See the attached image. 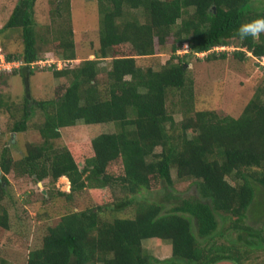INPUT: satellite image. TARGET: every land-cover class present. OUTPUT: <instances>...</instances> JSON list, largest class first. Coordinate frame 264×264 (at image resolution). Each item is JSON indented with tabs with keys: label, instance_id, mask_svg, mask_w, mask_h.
<instances>
[{
	"label": "trees",
	"instance_id": "obj_1",
	"mask_svg": "<svg viewBox=\"0 0 264 264\" xmlns=\"http://www.w3.org/2000/svg\"><path fill=\"white\" fill-rule=\"evenodd\" d=\"M96 2L99 47L93 59L77 60L62 70L53 62L0 73L4 82L5 75L19 72L26 84L35 69H45L56 80L51 98L31 99L26 88L21 114L11 126L13 131L25 130L35 113L31 106L37 107L42 114L35 125L40 143H26L19 160L12 159L8 148L0 149V227L10 226L3 204L10 170L53 185L65 176L69 190L56 188L55 195L66 200L84 190L107 197V202L71 209L47 225L25 264H236L251 251L264 250V225L247 222L246 211L258 184L264 187V77L236 115L210 109L190 113L185 107L176 120L167 107L172 89L180 90L187 103L191 79L184 62L192 55L205 52L208 61L227 54L252 56L264 65V33L243 40L236 33L240 23L264 14V0ZM34 3L16 0L0 26V33L14 29L21 34V52L4 53L6 59H74L73 30L68 16L61 15H68L69 1L57 0L56 16L43 27L35 20ZM154 39L168 47L169 58L155 69L137 65L136 57L153 53ZM49 42L52 50L43 52ZM183 43L187 51L178 54ZM215 46L225 47L217 51ZM107 57L104 90L96 77L99 59ZM3 102L0 93V106ZM78 122H110L114 130L94 135L86 156L77 142L55 145L60 129ZM115 163L121 165L118 173ZM187 179L194 190L174 194L173 183ZM150 188L154 196L140 194ZM128 207L131 214L121 215ZM220 219L230 221L225 229L218 230ZM229 230L236 232L230 245L212 240L215 233L226 237ZM148 238L169 243L171 256L159 260L147 253L141 243ZM0 264L6 261L0 259Z\"/></svg>",
	"mask_w": 264,
	"mask_h": 264
},
{
	"label": "rangeland",
	"instance_id": "obj_2",
	"mask_svg": "<svg viewBox=\"0 0 264 264\" xmlns=\"http://www.w3.org/2000/svg\"><path fill=\"white\" fill-rule=\"evenodd\" d=\"M68 15L64 11L61 15L68 16L73 30L75 45V58L77 60L90 59L95 57L98 50V6L96 0H68ZM16 0H0V26L8 17ZM57 0H35L34 17L39 27L50 23L56 13L54 12ZM73 20V23H72ZM73 24V25H72ZM52 42H49L43 52L52 50ZM233 47V46H232ZM217 51L223 46H217ZM234 48V47H233ZM22 50L20 30L7 29L0 33V53L11 52L18 54ZM180 54L183 49H179ZM41 52V54L43 53ZM170 56L168 47L160 46L154 39V50L151 55L136 57V64L145 67L158 68ZM263 59H254L248 56L245 59L228 56L225 59L206 60L204 55L190 56L185 60L186 77L191 79L190 95L186 96L187 103H183L180 90H169V102L167 107L172 109L175 119L181 118L180 113L185 107L190 108V113L197 109L214 110L217 114H238L241 107L258 84L263 82L264 65L260 64ZM110 58L99 59V72L97 82L101 89L106 88L107 69ZM66 67V66H65ZM62 66V69L65 68ZM68 68V67H66ZM60 69V70H62ZM35 71L27 77L25 84L19 72L5 75L4 82H0V93H4V102L0 106V149H9L12 159L19 160L24 153L26 143H40L42 140L35 125L41 121L42 114L37 107L32 108L35 113L27 121L26 129L13 131L11 126L22 111L26 88L32 99L51 98L54 94L55 81L52 77V70ZM10 73V72H8ZM189 84V83H188ZM187 84V86H189ZM114 130L112 123L83 124L78 122L72 126L60 129V137L54 140L55 145L66 144L70 141L77 142L80 151L84 155L90 154V139L99 132ZM78 149V150H79ZM114 171H121V165L115 163ZM172 178L175 177L174 168L171 169ZM7 183L6 195L3 204L7 207L10 226L8 229L0 227V259L6 264H25L28 251L38 247L42 236L46 233V226L55 224L59 218L71 209H83L97 203L107 202L106 196L99 198L91 190H84L72 195L71 199H64L55 195V189L69 190V181L65 176H60L54 182L39 185L23 173L10 170L5 175ZM1 181V173H0ZM257 185V184H256ZM54 187V188H53ZM253 205L248 207V221L255 225H264V187L258 184ZM190 179L175 181L173 193L187 195L194 190ZM157 190V189H156ZM155 190V191H156ZM154 189L142 190L141 195H155ZM150 195V194H149ZM132 207H128L121 215H130ZM112 216L106 214V217ZM218 230L225 229L229 220H219ZM236 232L229 230L226 237L215 233L213 241L216 244L230 245L231 239H236ZM143 249L159 260L171 256L170 244L157 238H148L141 243ZM247 259L236 264H264V250L251 251ZM216 264H234L230 260H222Z\"/></svg>",
	"mask_w": 264,
	"mask_h": 264
},
{
	"label": "clouds",
	"instance_id": "obj_3",
	"mask_svg": "<svg viewBox=\"0 0 264 264\" xmlns=\"http://www.w3.org/2000/svg\"><path fill=\"white\" fill-rule=\"evenodd\" d=\"M236 33H237L239 39H241V40L246 39V38H249V37L256 38V37L260 36L262 33H264V14L256 15V16H254V17H252V18H250V19H248V20L243 21L242 23H240L237 26ZM216 47L217 46H215L213 48L216 50L217 49ZM223 47H225V46H223ZM187 48H188L187 43H183V45L179 49H183L182 52H185V51H187ZM179 49H177V51H176L178 54H180V50ZM204 54H205V52L200 53L199 56H202ZM3 55L5 57V54H3ZM107 58H110L111 59V57H107ZM5 59H6V57H5ZM90 59H92V58H90ZM104 59H106V58H104ZM38 60L39 59H36V60L31 61V62H25L23 59L22 60H12V61L7 60V61H10V62H16L17 63V66L16 67H13L10 71H2V72H5V73L10 72L11 73V71L13 69L19 71L20 68L23 65H26L27 67L35 68L36 65H40L38 63ZM53 60H54V64L56 66H57L56 62H62V61H64L65 64L62 65L64 67L65 66L66 67L72 66V61H73V59H61V58H58V57L57 58H53ZM40 66H46V65H40ZM62 66L58 67V69H62ZM109 66H110V64H109ZM32 108H34V107L31 106V112H33V109Z\"/></svg>",
	"mask_w": 264,
	"mask_h": 264
},
{
	"label": "built area",
	"instance_id": "obj_4",
	"mask_svg": "<svg viewBox=\"0 0 264 264\" xmlns=\"http://www.w3.org/2000/svg\"><path fill=\"white\" fill-rule=\"evenodd\" d=\"M54 62L52 57L47 58L46 60H38V63L40 65H46L49 66ZM57 67H60L65 64L64 61L62 62H56ZM17 63L16 62H10L7 61L4 57L3 54L0 53V72L2 71H10L13 67H16Z\"/></svg>",
	"mask_w": 264,
	"mask_h": 264
},
{
	"label": "water",
	"instance_id": "obj_5",
	"mask_svg": "<svg viewBox=\"0 0 264 264\" xmlns=\"http://www.w3.org/2000/svg\"><path fill=\"white\" fill-rule=\"evenodd\" d=\"M37 182H38L39 185L41 184V182L39 180Z\"/></svg>",
	"mask_w": 264,
	"mask_h": 264
}]
</instances>
